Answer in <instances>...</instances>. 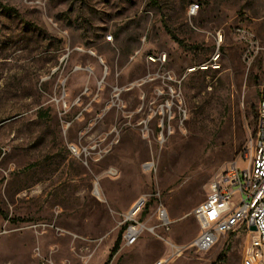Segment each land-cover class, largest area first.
<instances>
[{
  "label": "rangeland",
  "instance_id": "rangeland-1",
  "mask_svg": "<svg viewBox=\"0 0 264 264\" xmlns=\"http://www.w3.org/2000/svg\"><path fill=\"white\" fill-rule=\"evenodd\" d=\"M263 65L264 0H0V264H106L121 234L108 264H242L252 233L197 251L193 211L248 163ZM143 194L170 228L128 246Z\"/></svg>",
  "mask_w": 264,
  "mask_h": 264
},
{
  "label": "built area",
  "instance_id": "built-area-1",
  "mask_svg": "<svg viewBox=\"0 0 264 264\" xmlns=\"http://www.w3.org/2000/svg\"><path fill=\"white\" fill-rule=\"evenodd\" d=\"M198 7V4H191L189 13L195 14ZM107 39L112 41L113 36H107ZM247 158L244 167L238 162L226 166L211 182L206 199L194 209L200 231L193 247L200 252L209 251L222 234L242 226L252 233L244 249L242 264H264V65L257 129ZM152 198L153 194L141 195L127 212L123 233L125 245L136 244L146 231L155 233L157 227L170 228L171 219L163 205H158L156 210L158 222L149 224ZM252 225L256 230H251ZM170 258H162L155 264H166Z\"/></svg>",
  "mask_w": 264,
  "mask_h": 264
},
{
  "label": "trees",
  "instance_id": "trees-1",
  "mask_svg": "<svg viewBox=\"0 0 264 264\" xmlns=\"http://www.w3.org/2000/svg\"><path fill=\"white\" fill-rule=\"evenodd\" d=\"M154 4H157L158 3V0H151ZM8 10H13L15 11L14 9L12 8H9ZM173 35V34H172ZM173 37L175 38V36L173 35ZM176 39V38H175ZM231 110V109H230ZM38 113L40 115H42L43 117H48V112L47 111H42V110H39ZM246 116H247V119H248V128L251 129V127L253 128L254 125L257 126V117H258V109L256 108V106H252L249 110H247L246 112ZM242 127V123L239 122V128ZM126 228V225L123 226L122 230L124 231ZM122 235V234H121ZM121 235L118 237V239L116 240L115 242V245L109 255V259L108 261L106 262V264L109 263V261L111 260V258L115 255V253L118 252L119 248H120V244H121Z\"/></svg>",
  "mask_w": 264,
  "mask_h": 264
},
{
  "label": "water",
  "instance_id": "water-1",
  "mask_svg": "<svg viewBox=\"0 0 264 264\" xmlns=\"http://www.w3.org/2000/svg\"><path fill=\"white\" fill-rule=\"evenodd\" d=\"M251 230H256V227L254 225L251 226Z\"/></svg>",
  "mask_w": 264,
  "mask_h": 264
}]
</instances>
